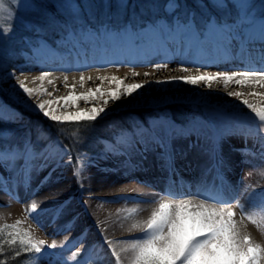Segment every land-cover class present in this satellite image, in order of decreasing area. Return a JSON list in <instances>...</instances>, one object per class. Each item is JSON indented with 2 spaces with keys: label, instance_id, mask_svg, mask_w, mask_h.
Segmentation results:
<instances>
[{
  "label": "bare ground",
  "instance_id": "6f19581e",
  "mask_svg": "<svg viewBox=\"0 0 264 264\" xmlns=\"http://www.w3.org/2000/svg\"><path fill=\"white\" fill-rule=\"evenodd\" d=\"M262 20L264 17L260 16L247 27L240 26L237 31L245 39L232 42L226 50H218L215 43L207 40L201 43L193 41L186 33H195L196 26L193 21L181 26L171 25L163 29L149 30L146 35L142 33L139 46L143 52L137 51V46L130 41L137 37L131 31L127 36H113L114 38L88 36L82 38L79 43H74L72 40V44L64 42L62 46L56 48L52 46L54 45L52 37L44 35L42 37L44 41L37 47L26 46L28 53L25 56H18L17 60L20 62L0 79V94H11L17 101L39 113L33 107L37 101L66 96L70 90L79 94L87 91L89 87L95 88L96 85L101 84L97 79L98 76L116 75L127 84L156 81L168 76L186 75L187 73L180 70L181 64L195 73L196 65L193 62L206 63L203 58L209 54L218 56L227 67H214L209 64L201 67V71L248 70H239L232 66L238 64L241 55L252 46L253 43H249L246 39L249 34H252L254 41L259 40V26ZM186 25L189 26L188 29L185 28ZM168 31L173 34L163 37L162 44H158L159 37ZM220 39L217 37L218 42ZM101 55L103 57L101 63L89 62L92 58H99ZM108 58V62H116V64L106 63L104 60ZM154 63H167L168 67L157 70L151 67ZM41 71H47L51 75L40 81L38 77ZM81 71L86 77H93L92 81L86 80L83 87L78 83ZM0 72L3 75L6 69ZM145 73L149 75L146 76ZM62 74L68 76L69 84H76L75 89L64 86ZM19 79H24L28 87L37 90L32 97H27L19 89ZM48 79H52L53 83L49 84ZM41 86L45 89L43 93L39 91ZM104 87H108L107 82ZM226 91H240L250 100H259L251 93L264 92V88L259 85L230 84L226 90L222 84H214L212 89L203 85L150 84L138 94L109 103L106 112L115 108L160 107L171 102L183 101L199 107L213 108L224 116L240 115L242 118L244 115L248 117L247 120H256L249 110L241 105L240 100L228 97ZM166 97L170 99H165ZM137 100L140 102L136 103ZM0 104L4 105L2 118L12 121L15 116L8 110L17 109L18 103L6 101ZM91 106L92 103L79 101L75 107L61 108L58 111L75 112ZM153 119L157 121L154 126L147 124L145 128H137L135 133L130 131L131 137L134 140L141 138L145 140L147 134H150L165 141L175 137L171 140L169 153L172 159L167 162L160 158L162 149L153 146V142L152 144L147 142L149 150L142 152V145L141 149H134L131 138L127 135L124 137V143L118 139L120 136L111 138L110 143L114 150L108 148L105 155L96 158L83 156L79 163L72 165L71 174H68L65 151L54 145H47V148H43L37 156L30 155V157L28 150L23 152L24 155L22 153L20 158L7 157L5 163H0V224L5 222L14 210H20L23 218H29L39 224L43 232L53 240L64 245L73 244L82 252L115 261L107 242L141 238L142 233L137 231L130 233L128 229L135 220L146 219L156 203L164 198V195L167 196L161 191L160 185L156 183L157 180L166 181L167 176L177 175L178 172L187 169L194 172L192 177L182 176L180 180H174V186H180L184 191L177 198H187L197 194V185L204 192L218 194L222 190L216 187L221 184L233 194L229 200L233 210L241 212L248 224H252L254 219L256 223L253 224L264 227L263 141L254 138L244 139L245 142L257 146L248 152L237 151L216 136H207L204 140L197 139L190 142L188 140L191 138L188 134L181 133V124L161 115L154 116ZM8 125L13 128L9 131L10 135L12 132L18 134V128L12 127L13 124ZM144 129H148V132H144ZM190 143H194L195 146L189 148ZM237 143L239 144L240 141ZM221 159L224 163L217 165V161ZM78 169L79 176H77ZM189 188L194 189L188 190ZM173 189L178 190L177 187ZM25 195L29 196L27 202ZM204 196L200 194L197 198ZM167 198L171 199L170 196ZM32 203L37 204V211L30 215L28 209ZM240 205L244 207V211H241ZM131 208H136L137 212L130 214L128 209ZM89 228L93 234L89 233ZM45 262V259L37 258L33 264H45Z\"/></svg>",
  "mask_w": 264,
  "mask_h": 264
},
{
  "label": "snow or ice",
  "instance_id": "6c2138e0",
  "mask_svg": "<svg viewBox=\"0 0 264 264\" xmlns=\"http://www.w3.org/2000/svg\"><path fill=\"white\" fill-rule=\"evenodd\" d=\"M14 4L22 3L24 11H34L36 6L34 0H12ZM101 6L111 8L110 0H100ZM213 6L220 10H226L225 0H212ZM234 7L238 10L241 23H251L250 14L248 12V0H233ZM68 6L67 0L59 4V7ZM127 6L126 0H116V7L124 8ZM178 4L169 3L165 6V10H174ZM4 11L3 3H0V15ZM10 16L15 13L10 12ZM21 22L28 25V22L21 18ZM240 25L218 24L214 19L210 18L207 23L206 32L188 33L193 41L201 43L203 40L215 43L219 49H225L232 42L244 40L237 30ZM186 29L189 26H185ZM11 29H9L10 31ZM39 31V28H37ZM105 31H109L105 29ZM143 29L140 30L142 34ZM111 34L115 36H127L128 27L122 29L111 30ZM217 37H220L218 42ZM259 41L264 44V20L259 26ZM27 39V38H25ZM162 39V37H161ZM249 43H254L252 34L246 38ZM133 45L139 46L140 35L136 39L130 40ZM118 43V42H114ZM108 64H116V62H106ZM196 65L195 73L184 64L180 65V70L186 75L168 76L156 81L137 82L132 84L124 83V80L116 75L98 76L97 79L101 84L95 88L89 87L87 91L76 94L70 90L68 95L57 97L55 99L39 100L33 107L52 122L58 124L79 123V122H95L107 111L109 103H115L122 98H128L134 94H138L146 85L156 84L158 86L171 84H186L189 86L203 85L208 89H212L214 84H222L227 90L230 84L237 86L251 85L264 88V48L261 49L258 65L246 64L248 70H224V71H201V67H205L211 63L193 62ZM154 69H164L168 67L167 63H154L151 65ZM67 71V69H65ZM51 74L47 71H41L38 79L44 81ZM63 75L64 86L66 88L75 89L76 84L68 83V76ZM138 75V73H133ZM149 75V73H145ZM75 81V78H73ZM92 81V76H85L81 71L78 83L81 87L85 81ZM107 82L108 87H104ZM48 83L52 84L53 80L48 79ZM19 89L27 97H32L36 93V89L28 87L24 79L18 80ZM41 93L45 89L41 86ZM51 95V93H49ZM228 97L240 100L242 106L249 110L253 119H257L259 124L264 126V92H252L251 95L259 100L249 99L240 91H226ZM170 99V98H165ZM83 101L86 104L92 103L93 106L87 109H81L75 112L58 111V109H66L75 107L77 102ZM139 103L140 101H135ZM100 105V106H96ZM4 115V105L0 104V118ZM157 123L154 119H149V125L154 126ZM179 127V126H176ZM148 132V129H144ZM126 133H122L118 139L121 143L125 142ZM167 141L151 136L152 142L162 149L161 159L165 162L172 159L170 153L171 140ZM139 143L142 145V152H147L148 144L141 138ZM194 143L189 144V148L194 147ZM110 147V146H109ZM244 151L243 149H236ZM18 155L16 152H9L8 158L14 159ZM29 155H31L29 149ZM71 159V158H70ZM5 161V153L0 151V163ZM224 161L218 160L217 165H222ZM80 170H77L79 176ZM47 179V178H46ZM167 195H172L168 193ZM200 196V193L187 196V198H161L152 208L146 219L135 220L129 232L137 231L142 233L141 238H131L117 240L115 242L109 240L108 248L111 250V256L115 257V264H264V244L257 243L250 238L249 234L244 230L242 221L234 219L236 213L230 201L215 199L210 196ZM214 201V202H210ZM264 203V202H262ZM244 211L242 205L239 206ZM29 214L33 215L37 211V204L32 203L28 209ZM130 214L137 212L136 208L128 209ZM252 219L251 217H248ZM253 223H256L252 219ZM20 221L15 224L4 225V228H10L9 233L10 245L19 244L23 251H34L41 253L45 248V241L34 239L31 234L19 227ZM2 230V229H0ZM48 248L55 249L56 242L47 245Z\"/></svg>",
  "mask_w": 264,
  "mask_h": 264
},
{
  "label": "rangeland",
  "instance_id": "374dc122",
  "mask_svg": "<svg viewBox=\"0 0 264 264\" xmlns=\"http://www.w3.org/2000/svg\"><path fill=\"white\" fill-rule=\"evenodd\" d=\"M191 1L196 2V5L203 3L200 0ZM63 2L64 0H34L36 10L24 11L22 3L14 4L12 0H0V3L4 5V11L0 15V71L6 69L3 75L0 74V79L5 77L20 62L17 60L18 56L26 55V52L22 50L23 47L32 46L30 43L33 40L37 43V45L33 44V46L36 45L37 47L39 43L44 41L42 38L44 35L52 37L51 39L61 45L67 42L66 40L63 43H59L65 36L70 38L71 35H77L78 33L83 38L85 36L87 38L88 36L114 38L117 36L111 34V30L119 27V29H122L127 26L129 31V24L131 23L124 22L123 18L132 19L131 16L134 14L146 12L145 16L149 20L154 21L155 25L147 21L143 30L152 26L163 28L166 27L165 19L171 20L178 25L180 24V19H183L175 17L172 13L173 11H166L165 6L167 4H178V10L181 14H178V16L180 17L186 14L187 9V0H126L127 6L124 8L116 7V0H110L111 8L102 7L100 0H67L68 6L59 7V4ZM205 2L213 6L212 0H206ZM255 2H258V6L264 5L263 0H248L249 13L251 12L250 6ZM225 3L232 11V15L236 14L239 17L238 10L233 5V0H225ZM224 11H220L219 15L224 14ZM10 12L15 13V16H10ZM97 17L102 19L100 25L96 22ZM21 18L28 22L27 26L21 22ZM200 18L204 17L201 15ZM210 18L213 19V17L208 16V21ZM104 19L108 20V23ZM187 21H190V19ZM37 28H39V31H37ZM9 29L11 30L9 31ZM105 29L109 31H105ZM133 29L140 34L142 28L133 27ZM6 101L15 102L18 105L17 109L8 110L9 113L15 116L12 121L0 118V151L8 155L9 152H26L36 146L42 150L47 148V145L57 146L65 151L64 158L69 167L68 174L73 172L72 165L79 163L83 156L96 158V156L105 155L108 152V148L114 150L111 143L107 140L108 137L116 138L121 136L122 133L130 136L129 131L135 133L137 128H143L144 125H147V122L149 125V119H153L154 116L158 115L164 118V115L170 117L172 113H175V117L180 120V115H182L185 120L181 121H185V123L183 122L184 125L187 124V128L190 129L188 131L192 132L189 133L192 135V137L189 135L192 141L197 139L204 140L207 135L210 136L213 133V130L218 132L220 128H224L225 131L228 129L227 131L233 132V135L228 136V139L233 142L244 141V139L252 137L264 142V126L260 125L259 122L255 124V122H252L255 120H247L248 117L244 115H242V120L244 118L246 122H234L229 118L231 115L224 116L221 112H216L210 107H199L196 110L194 108L196 105H190L188 102L183 101L171 102L160 107L115 108L97 119H101L99 123L102 122L97 126L98 128L88 121L65 124L52 122L34 109L17 101L11 94H0V102ZM199 109L204 113L198 111ZM239 117L241 116L239 115ZM8 124H13L12 127L18 128V134L12 132V135H10L9 131L13 128L9 127ZM43 124H50L52 129L48 131L50 126H44ZM100 132H103V135L107 138L103 140L95 138L96 133ZM90 139L94 144L92 142V144L89 143ZM20 142L21 144H19ZM96 143L102 145L103 149L101 151H95ZM19 145L21 146L20 151L16 148ZM163 197L167 198L168 196L164 195ZM28 198L29 196L25 198V202H27ZM234 212L236 213L234 219L238 222L242 221L243 228L250 238L257 243L264 244V227L253 223L248 224L241 212L237 210H234ZM18 220L21 222L19 227L27 230L34 239L45 241V248L42 249L41 253H35L34 251L25 252L18 243L14 245L8 243L10 239L9 233L12 229L4 228L3 226L15 224ZM0 229H2L0 230V264H8V260L14 261L15 264H33L37 258L45 259V264H115V261H111L107 257L101 259L95 255L82 252L73 244L64 245L54 240L57 247L55 249L48 248L47 245L53 242L51 236L45 234L39 224L32 222L29 218H23L20 210H14L12 215L0 224ZM88 230L90 234H93L91 228ZM12 246L16 249L13 248V251H9ZM16 255L18 257L14 259ZM19 257L24 258L25 262L22 259L19 261ZM125 264H128V262H125Z\"/></svg>",
  "mask_w": 264,
  "mask_h": 264
},
{
  "label": "trees",
  "instance_id": "16d2710c",
  "mask_svg": "<svg viewBox=\"0 0 264 264\" xmlns=\"http://www.w3.org/2000/svg\"><path fill=\"white\" fill-rule=\"evenodd\" d=\"M201 2H203L204 3V5H202V4H200V5H196L197 3L196 2H194V1H191V0H187V5H186V11L188 12V11H193V13H196V14H198L199 12H201V11H207L208 12V14H214L215 12H216V10L214 9L215 7H213V6H211V5H209V4H207V2H205L206 0H200ZM264 1V0H263ZM196 3V4H195ZM257 3L258 2H255L254 4H252V6L250 7V10H251V12L249 13V14H252V13H263V11H264V8H263V6L262 7H260V6H258L257 5ZM202 6V8H199V7H201ZM178 8H179V6L178 7H176L174 10H169L168 12H170V11H173L172 13L173 14H177V13H179L180 11L178 10ZM198 12V13H197ZM146 12H143V14L142 13H139V14H134L133 16H131L132 18H133V22L136 24V25H138V26H141V25H143L144 24V21L146 20V19H148L146 16ZM226 15H228V16H230V15H232V11L230 10L229 11V13H226ZM128 17H130V16H128ZM126 19H128V18H126ZM105 20V19H104ZM106 21V20H105ZM96 22H97V24L98 25H100V23L102 22V19H100V17H97L96 18ZM107 23H108V20L106 21ZM76 27H77V24H76ZM179 113H180V111H179ZM101 121V119H99V120H96L95 122H92L91 124L93 125H95V127L96 128H98L97 126L99 125V124H101V123H99ZM44 126H50V124H43ZM52 129V126H50V129L48 130V131H50ZM96 130H98V129H96ZM104 135H103V132H100V133H96V135H95V138H99V137H103ZM93 143L94 144V142L93 141H91V139H90V141H89V143ZM91 143V144H92ZM97 144V143H96ZM98 146H96L95 148H96V150L99 148V144H97ZM1 246V245H0ZM13 248L14 249H16L15 247H13L12 246V248H10L9 249V251H13ZM14 257V256H13ZM18 256L16 255L15 256V258L14 259H16ZM8 258H10V257H8ZM20 259H22L21 257H19V261H20ZM24 259V258H23ZM22 259V261H24ZM25 262V261H24ZM8 264H15L14 263V261L12 262V261H9L8 260Z\"/></svg>",
  "mask_w": 264,
  "mask_h": 264
}]
</instances>
